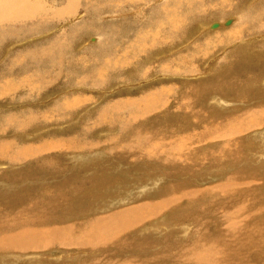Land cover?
I'll list each match as a JSON object with an SVG mask.
<instances>
[{"label":"rangeland","instance_id":"obj_1","mask_svg":"<svg viewBox=\"0 0 264 264\" xmlns=\"http://www.w3.org/2000/svg\"><path fill=\"white\" fill-rule=\"evenodd\" d=\"M35 1H38L43 7V9L40 11H43V14L45 15H40L41 18L40 16H37L33 18H27L23 21L16 22L15 24L8 25L6 27L0 26V112L3 115L2 119L5 116L9 115L16 116L19 117L18 120L21 121V123L29 124V126L27 125L28 127L24 126L25 128H22L21 126V129L20 126L17 125L14 127L12 126V128H10L11 126H7L4 134L0 135V141L10 143L13 140L11 143L17 144H15L14 148H11L13 151L18 148L24 150L25 147L30 146L35 148V152L38 147V152H41L42 150V152H44L45 150L49 151L53 148L52 150H57L60 153H63L64 157H67L68 155L67 148L70 147L72 143L70 139H74L75 136H80L83 133L88 132V140L96 138L103 145L100 149L96 151V153L93 152L94 155L90 151H86L85 153H83L86 156L84 157L85 159L81 157L71 158L68 156L69 160L67 158L66 163L68 166H70L69 168L71 169V173L69 172L68 174L76 176L79 175L78 181H80V183H77L76 181H70V183L72 182L71 185L74 188H71V185L66 186L67 188L69 187L68 189L71 192H73L76 187L83 184L84 191L80 192L81 199L79 200H75L69 203V201L65 197L64 202L56 203L60 205L58 207H60L61 209L57 207L52 208L48 223L44 226L45 228L46 226L47 228H49L50 226V228L52 229L64 228L67 231H69V229H74L72 231L73 234L71 235H73L74 239H82L84 245L80 246L70 243L61 244L60 242H56L55 240L53 242L57 243V245L54 246V244L51 243L43 250V252H35V250L32 251L23 248L15 249L14 247H12V249H2L0 250V264H106L108 258H111L112 260L113 258L122 260L129 258L128 260L135 259L134 261H138L144 264H175V260L167 258V256L170 255L172 252L170 248H167L169 247V242L173 244L172 246L175 249L178 248L177 246H179V244H187L188 241H190L192 239V236L194 235L195 226L193 225L194 222L187 221L186 219H192L194 215L200 213V207L196 205L198 203V198H194L192 194L187 195V193H185L187 196H190V199H187V196L184 194L179 203H175L174 198L172 199L171 197L169 200L172 201V204L169 207H165L166 209L163 208V211L161 209L155 210L154 216H151V218L149 217V219L147 218L148 220L146 219V222L141 223L140 225L137 224L135 226V229H124L122 230V232L120 231L121 233L112 236V243L110 245L104 237L80 238V236L83 235L81 231L84 227L86 228L88 224L91 229L94 224L93 222L96 219L108 218L114 215L116 212L129 210L132 207L141 204L142 202H148L153 204L162 202L169 195V192H167L166 190V187H168L169 184H173L174 187L178 186L179 183H182V186L185 190H198L196 192L206 198L202 199V201L199 202L210 203V200H212L213 197H218L220 199L227 200V198L225 197L227 195L225 194L226 188L223 184H226L230 176L229 174L234 173L239 168L245 166L246 178L251 177L257 181L256 184L258 188L255 187L253 191L259 196V198L262 197V200H260L258 203V209L260 208V205H264V135H262L264 133V123L258 121V123H261L259 124V126H261L262 128L252 126L251 130H246L240 133L242 135H237L233 137V139L238 138V141L230 145L233 148L243 150L241 151L243 153V163H236L237 165H234V167H232L222 165L223 153H221V148L220 146H216L219 145L217 142L212 141L216 138L220 139L218 138L217 132L213 128H210L208 126L209 124H203V122L199 119L195 120L193 118V115L191 116V114H182L181 110L179 109V103H181L180 101H182L181 98L183 97V95H185L189 90L192 92V89L197 87V89H201L198 95H205L204 97H199L198 99H196L198 101L194 106L195 109L200 111L201 116L213 120L218 118L225 119L228 117L244 115L246 116L245 118L248 120L249 123H252L254 120H256V118L264 119V108H259L260 106L264 107V74H259L263 75V80L261 81L262 83H260L259 78L250 82L244 81L242 77V80L244 82L241 85H238L239 87L236 91L235 89L230 88L231 80L226 79L224 74V71L226 70V63H234L235 60L230 59V57H233L234 54L236 55L237 53V55H239V57L237 58H240L241 56L242 60H247L248 62H250L249 72H252L258 76V70H254L258 69V56H263L264 58V48L262 47V45H264V14L262 12V10L264 11V0H198L193 7L191 6L193 12L186 11L181 6H177V1L179 0H174V3L173 0H137L134 1V4L137 7H135L134 9H132L133 7H127L128 11L127 8H125L126 10L120 9L115 5L111 8L103 6L102 8L96 7V9H94L92 8L90 0H80V9H78V12L74 16H67V20L63 21L58 20L57 17H54L52 14L53 12L58 15L59 12L61 14L60 9H64L68 5L67 1L69 2V0ZM92 1L95 3V6L99 4V0ZM181 1L187 2L188 0ZM192 1L189 0L188 2L193 4ZM30 3L32 4V1ZM79 3H77V5ZM145 4L148 6H146ZM164 5L166 6L164 7ZM127 6H131V4H128ZM195 6L198 8H196ZM164 9L166 11H164ZM174 9L176 11L178 10L180 13L178 11L176 12ZM222 9H224V14L219 13ZM120 10H124V13ZM160 11L164 12L162 13ZM184 11L190 12L189 15L188 13L186 14V12L184 13ZM167 18L171 20H168ZM188 18H192V20H189ZM260 18H262L263 21ZM242 23L244 24L245 29L239 28L240 25H243ZM214 24H217V26H214ZM172 26L175 28H173ZM236 27L239 29H237ZM5 29L7 30V32ZM139 30L141 31V33ZM241 30H243V33L241 32L240 35ZM169 31L171 32L170 37H173V39H177L175 41L171 40L165 42L166 36L169 35ZM3 36L5 39H3ZM152 38H154L155 41ZM161 39L165 42L166 45H164ZM109 40L113 42L114 46H118H116L117 50L115 54L118 58L112 60L109 65L97 63L98 66L97 64H95L97 66V68H95L96 66L94 65V63L96 61L93 57L85 55V53L90 49L97 47L100 44L102 45L104 42ZM62 41L67 44L65 51L67 59H76L72 60L74 63L76 62L77 64H73V68H70L71 70L68 69L69 72L72 74L71 76L66 74H60L58 76V73L65 72L60 68L61 65H59L58 68L60 69H58L55 75L54 73H52V64L50 62L45 63L47 65L42 67H38L36 66V64H33L35 57L29 54L31 53V51L34 50L37 52L46 48L50 49L53 46L58 47L59 43H61ZM202 41H204L203 43L205 45L202 43ZM133 42L137 44L136 49H140L137 50L138 52L136 54L135 59L132 55H130L129 50L131 47L130 45ZM151 43L153 44V46H150ZM157 43H159L160 45L158 44V46H156L155 44ZM198 43L199 45L201 44V48L199 47ZM127 45L128 50H126ZM159 46H162L161 50L163 52L158 50ZM166 46H168V48L170 49H168ZM31 47L33 48L32 50ZM151 47L152 51L148 54L145 53V50L147 49L148 52L150 51ZM177 50H179V52ZM204 50L207 51L204 53ZM164 52L165 54H163ZM82 53L84 54V56H82ZM139 54L142 57H139ZM254 54L256 55L255 57ZM182 55L186 56L182 57ZM250 55L253 56L250 57ZM194 56L197 58H195ZM32 58L33 60L31 63ZM57 58L59 59V57ZM82 58L84 60H82L81 62ZM85 58L87 60L83 63V61H85ZM169 58H171V60H169ZM263 58L261 57L260 61L262 60L264 62ZM43 59L44 58L42 57V55L40 56V54L39 57L36 56L35 58V60H39V63H42ZM192 59L195 61L194 66H191L193 65ZM200 59H202V61ZM77 60H80L79 62L81 63H78ZM136 60L138 61L136 62ZM166 61L168 63H166ZM28 62L31 63V68L23 67L25 64H28ZM113 63L116 65H114ZM164 63L166 66H163ZM256 63L257 65H255ZM154 64H156V66L157 64H161L162 67H164L165 69L163 68L161 70L160 68V70H158ZM131 65L133 66L131 67ZM188 66L195 67L196 70L199 69V71L197 70L198 72L190 74L191 72H185L182 70V68ZM99 67H101L102 69ZM23 68H27L28 71L25 73ZM94 69L99 70V72L101 71L100 73L96 71L97 73H99V76L98 74L96 76H98L97 78L99 79V81H106L105 84H93L91 82L92 80L90 79H87L86 82L83 80L85 83L82 82V79L88 74H90V72H93ZM153 70L155 71V73ZM108 71L112 72L110 73ZM86 73L87 75H85ZM102 74L103 76H101ZM143 74L147 75V78H144ZM17 76L22 77H20L19 79L15 78ZM55 77L57 79H55ZM172 77L173 79H171ZM139 78L141 79L140 82ZM76 80L81 81L80 83H77ZM135 80L137 81V83ZM127 81L129 82V84ZM22 82H25L23 84L24 86L22 85ZM133 83H136L137 85ZM127 84L129 86H126ZM95 87H97V89ZM117 91L119 94L117 93ZM155 93H159V96L154 97L153 95ZM79 95H82L80 99ZM90 95L92 97H90ZM66 96H69L70 98ZM74 96L78 97L79 102H77L79 103V105L76 102L77 98H75ZM235 96L238 98H236ZM246 96L247 98L245 99ZM261 96H263L262 100ZM153 97L154 99H158L159 97V99L153 101ZM249 97L251 98V100ZM74 98L76 99L75 101L73 100ZM83 98L86 100V104H84L85 100ZM92 98H94L96 101ZM119 98L121 99V101ZM139 98H142V101L137 104L138 106L136 104H133L134 108L142 107L139 109V112L138 109L133 110V108L131 107L126 108L124 106H121L122 103L129 102V100L132 99L137 100ZM67 99H70L71 101ZM82 99L84 100V102ZM92 100H94L93 102L96 103H93ZM148 100H150V102L152 101L151 103L156 102L155 104L158 103L157 101H161L159 103H161L163 106L158 107L159 109L157 110L155 108V110H153V107H149L151 109L146 108V110L145 103ZM88 102H90L89 105ZM114 103H116L115 105L116 109H118V112L103 111L106 106L113 105ZM63 104H65L64 107L66 110H62ZM74 106L76 108H74ZM98 108H101L102 110ZM55 109H57L59 112H57V110ZM255 109L258 110V112L251 114V111ZM122 110L123 112H120ZM129 110L132 111L129 112ZM145 110L148 111L146 114ZM212 110L214 111V114ZM27 112L32 113H30L31 115H27ZM102 112L104 113L102 115L103 118H98V114ZM40 114H42V116H40ZM36 115H38V117H41V120L38 121L40 123L32 124L28 120H25L26 116L30 118L35 117ZM138 115L140 116V119H138L134 122V124H132V116ZM66 116H73V118H70V120L67 119ZM82 117L83 119H80ZM93 117H96L97 119ZM35 118H37V116ZM121 118L123 120H121ZM89 120L92 121V124ZM127 124L130 125L128 126ZM91 126H93V128ZM15 127L17 128V130L14 131V129H16ZM124 127H126V129ZM19 129L22 130V132ZM138 131L146 133L150 135V137H152L151 141H149L150 146L156 148L157 150L159 149L173 157H180V159L178 160V162L180 163L178 164L182 167L185 166V174H179L181 176L179 180V175L175 176V173L171 171H160V169H157V171L153 173L152 168L147 170L146 165L148 166L149 163L146 162V160H144V167L148 171L147 173L141 172L139 170L137 172L134 171L140 168V159H135L134 157H130L128 155L126 156L122 153H119L122 155V158H115V155L112 154L115 143L112 142L115 140L118 142V140H120L119 143H125L128 141V138H133L134 133ZM78 133L80 135H78ZM160 133L161 135H159ZM102 135L104 137H102ZM203 135H205V138ZM113 138L115 140H113ZM251 139L255 141V144L259 142L258 145H262V148L260 146L256 147L257 144L252 145L254 142ZM65 140H68V143H66ZM60 141L61 143L62 141H65V143L63 142V144H61ZM171 141L175 143L169 147L164 146L165 144H168L167 142ZM157 142H161L162 144L160 143V145ZM202 142L204 144H202ZM238 142L241 144H238ZM41 143L45 145L47 144V146ZM39 144L41 147L39 146ZM74 145H78L80 148L84 147L85 149H88V147L84 145L83 137L77 139L74 142ZM163 148L165 149L163 150ZM213 148L216 150L215 152ZM247 148H250V150ZM6 150H8V147L6 148ZM258 150L261 151L258 152ZM210 151L213 155L210 153ZM55 153L56 152H53L50 156L55 155ZM81 154V152L75 153L76 156H81ZM257 155H260V157H258ZM204 156L207 158H205ZM46 157L47 154L45 153H36L35 156L29 158L28 160L21 161L23 163H17V167L15 166L14 162H12V160L8 161V159H6L7 164L4 162L3 159L0 160V212H6L7 210H9V207L20 206L23 204V201H33L35 199H38L39 197H44L45 194L48 193L54 194V190L51 186L54 187L56 192L57 184L64 183L63 174L55 172L54 169H52L54 171V175L48 174V176L46 177L44 174H41L44 178L37 177L36 174H32L29 177H27V174H24L22 176V179L19 177H12L13 172L10 170L11 164L12 166L16 167L18 171H25L28 169V167L34 168L37 165L39 168V165H41L42 163L41 160ZM213 157L214 159H212ZM53 158H55V156H53ZM259 158L260 163L258 161ZM181 159L185 160L182 161ZM217 162L219 163V165ZM70 163L73 165L71 166ZM152 164L156 166L154 162ZM83 168L87 172L81 174ZM14 179L16 180V182ZM153 180L157 181L154 182ZM139 183H141V187L139 186ZM136 184L138 186H136ZM199 184H202L203 186H200ZM1 185L3 186V188ZM236 185L239 184L233 182L229 183L228 187L233 189L236 187ZM216 187H221L223 194L216 193L214 195L209 196L202 195V192L204 190H208L210 188L214 189ZM201 188H203L204 190ZM258 190L260 191V193ZM115 196H117L118 198ZM214 202L218 201L215 200ZM115 203L117 204V207ZM188 205L190 207V211ZM213 208V206H208V209L210 211ZM253 209L250 210L249 208L250 213H247L251 221L252 214L257 213V207L255 210ZM261 215L263 216L264 214L261 213ZM185 216H187V218ZM257 217L259 218L260 215L256 216L255 218ZM204 218L208 219L209 222H211V219L215 218V216L211 214L204 216ZM214 223L215 222L209 223L211 225V228H214L218 225L220 228H222L221 222H218L215 226H213ZM83 224L85 225L84 227H82ZM78 229L80 230V232ZM113 229L114 233H116L115 227H113ZM181 229L183 231H181ZM13 231L15 234H19V230L17 228H15ZM220 234L221 233H219V235ZM117 239H119V241L124 244L129 250H115V241H117ZM177 239L179 241L178 243H176ZM102 245L104 247H102ZM104 249L110 251V254L105 255L103 253L105 252ZM258 252H262V250L258 249Z\"/></svg>","mask_w":264,"mask_h":264},{"label":"bare ground","instance_id":"obj_2","mask_svg":"<svg viewBox=\"0 0 264 264\" xmlns=\"http://www.w3.org/2000/svg\"><path fill=\"white\" fill-rule=\"evenodd\" d=\"M32 1V4L30 3ZM91 1V5H92V8L96 9L97 8H102L103 6L107 7V8H111L112 6H117L118 8L120 9H125L127 7H133L132 9H134L135 7H137L135 4H134V1H137V0H99V4L95 6V3ZM140 1V0H139ZM186 1V0H185ZM189 1V0H188ZM183 2L181 0L177 1L178 2V5L177 6H181L184 10L186 11H192L193 12V9L192 7L197 3L198 0L196 1H192L193 4L189 3V2ZM259 1V0H258ZM44 2V1H43ZM80 0H69V2L67 1L68 5L64 8V9H60L61 11V14L59 12V15L58 14H55L53 12V16L54 17H57L58 20H67V16H74L77 12H78V9H80ZM77 3H79L77 5ZM142 3V2H141ZM145 3V2H144ZM173 3H174V0H173ZM251 3V2H250ZM128 4H131V6H127ZM204 4V3H203ZM86 5V4H85ZM142 5V4H141ZM146 5V4H145ZM171 5V4H170ZM140 6V5H139ZM143 6V5H142ZM148 6V5H146ZM166 5H164L165 7ZM176 6V7H177ZM192 6V7H191ZM175 7V6H173ZM191 7V8H190ZM196 7V6H195ZM207 7V6H206ZM264 7V6H263ZM82 8V7H81ZM84 8V7H83ZM140 8V7H139ZM161 8V7H159ZM178 8V7H177ZM198 8V7H196ZM205 8V7H204ZM43 7L42 5L38 2V1H35V0H1L0 1V26H8V25H13L15 24L16 22H20V21H23L27 18H33V17H37V16H40V15H45L43 14V11H40L42 10ZM93 9V10H94ZM141 9V8H140ZM144 9V8H143ZM142 9V10H143ZM167 9V8H166ZM173 9V8H172ZM192 9V10H191ZM202 9V8H201ZM45 10V9H44ZM126 10V9H125ZM131 10V9H130ZM141 10V11H142ZM145 10V9H144ZM143 10V11H144ZM162 10V9H161ZM175 10V9H174ZM39 11V12H38ZM120 11H123L124 13V10H120ZM127 11H128V8H127ZM140 11V10H139ZM157 11V10H156ZM164 11H166L164 9ZM163 11V12H164ZM176 11V10H175ZM178 11V10H177ZM176 11V12H177ZM183 11V10H182ZM181 11V12H182ZM184 11V13L186 12ZM158 12V11H157ZM162 12V11H160ZM162 12V13H163ZM179 12V11H178ZM263 14H264V11L262 10ZM112 13V12H111ZM117 13V12H115ZM156 13V12H155ZM175 13V12H174ZM180 13V12H179ZM190 12H186V14ZM219 13L221 14H224V9H222ZM92 14V13H91ZM94 14V13H93ZM100 14V12H99ZM176 14V13H175ZM174 14V15H175ZM178 14V13H177ZM183 14V13H182ZM192 14V13H191ZM197 14V13H196ZM103 15V14H102ZM106 15V14H105ZM144 15V14H143ZM152 15V14H151ZM199 15V14H198ZM187 16V15H186ZM185 16V17H186ZM255 16V14H254ZM253 16V17H254ZM258 17V16H257ZM41 18V16H40ZM39 18V19H40ZM110 18V17H109ZM112 18V17H111ZM156 18V17H155ZM184 18V17H183ZM182 18V19H183ZM197 18V17H196ZM91 19V18H90ZM158 19V18H157ZM168 19V18H167ZM185 19V18H184ZM189 19V18H188ZM253 19V18H251ZM255 19V18H254ZM262 20V18H260ZM152 20V18H151ZM168 20H171V19H168ZM167 20V21H168ZM187 20V19H186ZM189 20H192L189 19ZM247 20V19H246ZM150 21V20H149ZM155 21V20H154ZM263 21V20H262ZM42 22V21H41ZM70 22V21H69ZM89 22V21H88ZM156 22V21H155ZM162 22V20H161ZM185 22V21H184ZM204 22V20H203ZM201 22V23H203ZM207 22V21H206ZM130 23V22H129ZM154 23V22H153ZM152 23V25H153ZM159 23V22H158ZM171 23V22H170ZM169 23V24H170ZM176 23V22H175ZM251 23V22H250ZM123 24V23H122ZM160 24V23H159ZM163 24V23H162ZM184 24V23H183ZM191 24V22H190ZM205 24V23H204ZM210 24V23H209ZM243 24V23H242ZM262 24V23H261ZM97 25V24H96ZM167 25H168V22H167ZM175 25V24H174ZM207 25V24H206ZM251 25V24H249ZM128 26V25H127ZM136 26V25H135ZM189 26V24H188ZM204 26V25H203ZM124 27V26H123ZM143 27V26H142ZM150 27V26H149ZM157 27V26H156ZM173 27V26H172ZM202 27V26H201ZM205 27V26H204ZM252 27V26H251ZM89 28V27H88ZM175 28V27H173ZM237 28V27H236ZM240 29H245V26L244 24L243 25H240L239 26ZM237 28V29H239ZM74 29V28H73ZM84 29V28H82ZM6 30V29H5ZM111 30V29H110ZM141 30V29H140ZM139 30V31H140ZM179 30V29H178ZM184 30V29H183ZM73 31V30H72ZM82 31V30H80ZM79 31V32H80ZM88 31V30H87ZM92 31V30H91ZM7 32V30H6ZM77 32V31H76ZM112 32V31H111ZM174 32V31H173ZM176 32V31H175ZM178 32V31H177ZM182 32V31H181ZM241 32L243 33V30L240 31V35H241ZM9 33V32H8ZM81 33V32H80ZM127 33V32H126ZM141 33V31H140ZM148 33V32H147ZM170 31H169V35L166 36V41L165 42H168V41H175L177 38L173 39V37H170ZM229 33V32H228ZM238 33V32H237ZM149 34V33H148ZM156 34V33H155ZM181 34V33H180ZM5 35V34H4ZM8 35V34H7ZM88 35V34H87ZM225 35V33H224ZM6 36V35H5ZM111 36V35H110ZM205 36V35H204ZM217 36V35H216ZM220 36V35H219ZM63 37V36H62ZM74 37V36H73ZM108 37V36H107ZM126 37V36H125ZM165 37V36H164ZM211 37V36H210ZM106 38V37H104ZM131 38V37H130ZM3 39L4 36H3ZM110 39V38H109ZM147 39V38H146ZM154 39V38H152ZM164 39V38H163ZM256 39V38H255ZM74 40V39H73ZM157 40V39H156ZM218 40V39H217ZM5 41V40H4ZM70 41V40H69ZM130 41V40H129ZM147 41V40H146ZM155 41V39H154ZM158 41V40H157ZM156 41V42H157ZM162 41V39H161ZM214 41V40H213ZM216 41V40H215ZM73 42V41H72ZM165 44L164 41H162ZM200 42V41H199ZM204 41H202L203 43ZM3 43V42H2ZM6 43V42H5ZM56 43V42H55ZM75 43V42H74ZM73 43V44H74ZM84 43V42H83ZM127 43V42H125ZM173 43V42H172ZM189 43V41H188ZM71 44V43H70ZM117 44V43H116ZM115 44V45H116ZM159 43L155 44L156 46H158ZM179 44V43H178ZM204 44V43H203ZM3 45V44H2ZM58 45V44H57ZM67 44L64 43V41H62L61 43H59V46L58 47H51L50 49H43V50H40V51H31V54L32 56H34L36 58V56L39 57V54L40 56L42 55V57L44 58L42 63L40 62L39 63V60H35L34 58V62L33 64H36V66H45L47 64L45 63H51L52 64V73H54L56 75L58 69H62L63 71H65L64 73H58V76L60 74H66V75H69L71 76L72 74L69 72L68 69H72L73 68V64H75L73 62V60H76L74 58L70 59L68 58L67 59V56L65 54V51H66V46ZM84 45V44H83ZM136 43L133 42L130 46V55L133 56V58L135 59L136 58V54H137V50L139 49H136ZM153 46V44L151 43L150 46ZM160 45V44H159ZM163 45V46H164ZM199 45V43H198ZM205 45V44H204ZM247 45V44H245ZM73 46V45H72ZM117 46V45H116ZM114 46L113 42H111V40L109 41H106L104 42L102 45L100 44L99 46L97 47H94L92 49H90L89 51H87L85 53V55L87 56H91L94 58V60L96 61L94 63L97 64H105V65H109L110 62H112V60L118 58L115 54H116V50H117V47ZM149 46V45H148ZM149 46V47H150ZM179 46V45H177ZM201 46V44L199 45V47ZM203 46V45H202ZM2 47V46H1ZM81 47V46H80ZM83 47V46H82ZM116 47V48H115ZM155 47V46H154ZM168 48V46H166ZM198 47V46H197ZM198 47V48H199ZM262 47L264 48V45H262ZM145 48V47H144ZM147 48V47H146ZM162 46H159L158 50H160L161 52H163L161 50ZM201 48V47H200ZM33 48L31 47V50ZM152 47L150 48V51L147 52V49L145 50L146 52L145 53H150L152 50ZM170 49V48H168ZM30 50V49H28ZM36 50V49H35ZM69 50V49H67ZM128 50V45H127V49ZM140 50V49H139ZM180 50V49H179ZM179 50H177L179 52ZM240 50V49H239ZM2 51V50H1ZM165 51V50H164ZM168 51V50H167ZM207 51V50H206ZM204 50V53L206 52ZM8 52V51H7ZM10 52V51H9ZM166 52V51H165ZM165 52L163 54H165ZM192 52V51H191ZM128 53V52H127ZM140 53V52H139ZM175 53V52H174ZM197 53V52H196ZM201 53V52H200ZM24 54V53H23ZM83 54V53H82ZM80 54V55H82ZM141 54V53H140ZM139 54V55H140ZM160 54V53H159ZM162 54V55H163ZM191 54V53H190ZM239 54V53H238ZM30 55V56H31ZM122 55V54H121ZM126 55V54H124ZM129 55V56H130ZM146 55V54H145ZM152 55V54H151ZM157 55H158V52H157ZM198 55V54H197ZM241 55V54H240ZM84 56V54L82 55ZM116 56V57H115ZM128 56V54H127ZM148 56V55H147ZM146 56V57H147ZM171 56V55H169ZM186 56V55H184ZM182 55V57H184ZM246 56V55H245ZM253 56V55H250V57ZM256 55L254 54V57ZM2 57V56H1ZM59 57V59L57 58ZM63 59H62V58ZM121 57V56H120ZM139 57H142L141 55ZM138 57V58H139ZM195 57V56H194ZM239 57V55H236L234 54L233 57H230V59H233L235 60L234 63H226V70L224 71V74H225V77L226 79H230L231 80V86L230 88H233L236 90H238V85H241L244 81H253L257 78H259L260 80V83H262L261 81L263 80V75H259V74H264V62L260 59L261 57L263 58V56H258V69H254V70H258V76L255 75L254 73L252 72H249V69H250V62H248L247 60H242L241 56L240 58H237ZM27 58V56H26ZM81 58V57H80ZM79 58V59H80ZM84 58V57H83ZM81 59V62L82 60L84 59ZM123 58V57H122ZM126 58V57H124ZM150 58V56H149ZM148 58V59H149ZM154 58V57H153ZM178 58V56H177ZM197 58V57H195ZM244 58V57H243ZM65 59V61H64ZM141 59V58H140ZM143 59V58H142ZM24 60V59H23ZM32 60L33 58L31 59V63H32ZM45 60V61H44ZM86 58H85V61L86 62ZM139 60V59H138ZM136 60V62L138 61ZM169 60H171V58H169ZM172 60H175V59H172ZM190 60V59H189ZM202 61V59H200ZM256 60V59H255ZM264 60V58H263ZM41 61V60H40ZM80 61V60H79ZM77 60L78 63H81ZM130 61V60H128ZM135 61V60H134ZM157 61V60H156ZM193 61V65L191 66H194V60L192 59ZM92 62V61H91ZM135 62V63H136ZM165 62V61H163ZM170 62V61H169ZM190 62V61H189ZM257 62V61H255ZM26 63V62H25ZM31 63L28 62V64H25L23 67H30L31 68ZM88 63V62H87ZM124 63V62H123ZM130 63V62H129ZM128 63V65H129ZM157 63V62H156ZM166 63H168L166 61ZM77 64V63H76ZM114 64V63H113ZM171 64V63H170ZM190 64V63H189ZM192 64V63H191ZM60 66V68H58ZM116 65V64H114ZM134 65V63H133ZM131 65V67L133 66ZM156 66V64H154ZM257 65V63L255 64ZM96 66V65H95ZM98 66V64H97ZM97 66L95 68H97ZM101 66V65H100ZM112 66V65H111ZM163 66H166L165 63L163 64ZM187 66V65H186ZM34 67V66H33ZM75 67V66H74ZM110 67V66H109ZM197 67V66H196ZM255 67V66H253ZM101 68V67H99ZM128 68V67H127ZM139 68V67H138ZM156 68L158 70H161L164 68L162 67V65H158L156 66ZM25 73L28 71L27 68H23ZM70 69V70H71ZM102 69V68H101ZM110 69V68H109ZM115 69V67H114ZM140 69V68H139ZM154 69V68H153ZM165 69V68H164ZM83 70V69H82ZM112 70V69H111ZM183 71L185 72H191L190 74H193V73H196L199 71V69L196 70L195 67H185V68H182ZM96 71L99 72V70H96L94 69L93 72H90V74L87 75V73L83 79H82V82L85 83L87 79H90L92 80L91 82L93 84H98V85H102V84H105L106 81H99V79L97 78L99 76V73H97ZM105 71V69H104ZM113 71V70H112ZM111 71V72H112ZM133 71V70H132ZM154 71V70H153ZM14 72V71H13ZM110 72V71H108ZM110 72V73H111ZM157 72V71H156ZM164 72V71H163ZM153 73V72H152ZM155 73V71H154ZM165 73V72H164ZM53 74V75H54ZM98 74V76H96ZM115 74V72H114ZM148 74V73H147ZM188 74V75H190ZM107 75V74H106ZM11 76V74H10ZM9 76V77H10ZM51 76V75H50ZM103 76V74L101 75ZM100 76V77H101ZM125 76V75H124ZM147 75L143 74V77L144 78H147L146 77ZM158 76V75H157ZM164 76V75H163ZM176 76V75H175ZM22 76H17L15 78H20ZM166 77V76H165ZM171 77V76H170ZM242 77H243V80H242ZM53 78V77H51ZM108 78V76H107ZM112 78V77H111ZM156 78V77H155ZM158 78V77H157ZM169 78V77H168ZM177 78V77H176ZM175 78V79H176ZM186 78V77H185ZM23 79H27V78H23ZM29 79V78H28ZM55 79H57L55 77ZM140 79V78H139ZM151 79V78H150ZM173 79V77L171 78ZM180 79V78H179ZM184 79V78H183ZM189 79V78H188ZM191 79V78H190ZM75 80V79H74ZM85 82H84V81ZM157 80V79H156ZM192 80V79H191ZM24 81V80H23ZM26 81V80H25ZM77 83H80L79 80H76ZM134 81V80H133ZM136 81V80H135ZM141 81V79L139 80V82ZM143 81V80H142ZM150 81V80H149ZM158 81V80H157ZM219 81V80H218ZM74 82V81H73ZM120 82V81H119ZM125 82V81H124ZM123 82V83H124ZM128 82V81H127ZM144 82V81H143ZM258 82V81H257ZM25 83V82H24ZM22 82V85L24 84ZM27 83V82H26ZM90 83V81H89ZM132 83V82H131ZM137 83V81H136ZM136 83H133V84H136ZM149 83V82H147ZM211 83V82H210ZM72 84V83H70ZM125 84V83H124ZM129 84V82H128ZM126 85V86H129V85ZM139 84V83H138ZM253 84V83H252ZM65 85H68V84H65ZM64 85V86H65ZM84 85V84H83ZM121 85V84H120ZM137 85V84H136ZM221 85V84H220ZM230 85V84H229ZM24 86V85H23ZM29 86V85H28ZM53 86V85H52ZM82 86V85H81ZM95 86V85H94ZM106 86V85H105ZM123 86V85H122ZM199 86V84H198ZM245 86V84H244ZM70 87V86H69ZM84 87V86H83ZM86 87V86H85ZM90 87V86H89ZM88 87V88H89ZM136 87V86H135ZM201 87V86H200ZM206 87H207V84H206ZM214 87V86H213ZM223 87V86H222ZM236 87V88H235ZM87 88V87H86ZM97 89V87H95ZM119 88V87H118ZM129 88V87H127ZM205 88V87H204ZM94 89V88H93ZM122 89V88H121ZM124 89V87H123ZM217 89V88H216ZM52 90V89H51ZM50 90V91H51ZM142 90V89H141ZM201 90V89H200ZM199 89L196 88H193L192 89V92L189 90L185 95H183V97L181 98L182 101H180L181 103H179V109L181 110V113L184 114V115H189L191 114V116L193 115V118L195 120L199 119L203 122V124H209L208 126L210 128H213L217 134H218V138L220 139H213L212 141L213 142H217L219 145H216V146H220L221 148V153H223V157H222V165H226V166H232L234 167V165H237L239 163H243V153L241 151L243 150H239L238 148H233L231 147L230 144L232 143H235L236 141H238V138L237 139H233V137L237 136V135H242L240 133L246 131V130H251V127L252 126H256L257 128L258 127H261L259 126V124L261 123H258V121H261L262 123H264V119H258L256 118V120H254L252 123L248 122V120L245 118L246 116L244 115H239V116H235V117H228V118H225V119H221V118H218V119H213L211 120L210 118H207V117H204V116H201L200 115V111L195 109L194 106L196 105V102L198 100L199 97H204L205 95H198L199 92H200ZM209 90V89H208ZM220 90V89H219ZM232 90V89H231ZM127 91V90H126ZM217 91V90H216ZM247 91V89H246ZM250 91V90H249ZM18 92V91H17ZM213 92V91H212ZM15 93V92H14ZM118 93V91H117ZM209 93V92H208ZM258 93V92H257ZM32 94V93H30ZM119 94V93H118ZM244 94V93H243ZM242 94V95H243ZM250 94V93H248ZM233 95V94H232ZM73 96V95H72ZM82 95H79V99L81 98ZM105 96V95H104ZM127 96V95H126ZM154 97L156 96H159V93H155L153 95ZM237 96V95H236ZM235 96V97H236ZM257 96V95H256ZM259 96V95H258ZM10 97V96H8ZM68 98H70L69 96H66ZM75 98H77V100L74 98L73 100L76 102L78 101V97L77 96H74ZM89 97V96H88ZM90 97H92L90 95ZM89 97V98H90ZM140 97V95H139ZM153 97V99H154ZM262 97V98H261ZM261 100L263 99V96H261ZM15 98V97H14ZM31 98V97H30ZM73 98V97H71ZM133 98V97H132ZM138 98V97H137ZM151 98V97H150ZM229 98V97H228ZM238 98V97H236ZM247 98V96L245 97V99ZM250 98V97H249ZM253 98V97H252ZM255 98V97H254ZM13 99V98H12ZM84 99V98H83ZM82 99V100H83ZM94 99V98H92ZM120 99V98H119ZM129 99V98H128ZM152 99V100H153ZM159 99V97H158ZM158 99H154L153 101L155 100H158ZM207 99V98H206ZM214 99V98H213ZM259 99V98H258ZM257 99V101H258ZM22 100V99H21ZM24 100H27V99H24ZM30 100V99H29ZM69 101H71L70 99H67ZM81 100V102H82ZM85 100V99H84ZM83 100V102H84ZM95 100V99H94ZM92 100V102L94 101ZM104 100V99H102ZM151 100V99H150ZM150 100H148L146 103H145V109L146 108H149V107H153V110H157L159 109L158 107L160 106H163L161 103V101H157L158 103L155 104V103H151ZM217 100V98H216ZM251 100V98H250ZM256 100V99H255ZM254 100V101H255ZM260 100V99H259ZM91 101V100H90ZM96 101V100H95ZM119 101V100H118ZM121 101V99H120ZM140 101H142V98H139L137 100L135 99H132V100H129V102H125V103H122L121 106H124L126 108H133V110L135 109H138V112H139V109L142 108V107H133V104H138L140 103ZM67 102V101H66ZM73 102V101H72ZM79 102V101H78ZM77 102V103H78ZM81 102H80V105H81ZM82 102V104H83ZM19 103V102H18ZM75 103V104H77ZM90 102H88V105H89ZM93 103H96V102H93ZM121 103V102H120ZM223 103V101H222ZM13 104V103H12ZM74 104V105H75ZM86 104V100H85V103ZM116 103H114L113 105H108L106 106L103 111L104 112H108V111H113V112H116L118 109H116ZM225 104V103H224ZM248 104V103H247ZM253 104V103H252ZM256 104V103H255ZM3 105V104H2ZM79 105V103H78ZM77 105V106H78ZM98 105V104H97ZM100 105V104H99ZM65 104H63V108L62 110H66L65 109ZM76 106V105H75ZM74 106V108H76ZM83 106V105H82ZM138 106V105H137ZM255 106V105H254ZM193 107V109H192ZM247 107V106H246ZM249 107V106H248ZM253 107V106H252ZM120 108V107H119ZM130 108V109H131ZM155 108V109H154ZM162 108V107H161ZM160 108V109H161ZM222 108V107H220ZM219 108V110H220ZM251 108V107H250ZM255 108V107H254ZM259 108H264V107H259ZM73 109V108H72ZM82 109V108H81ZM98 109H101V108H98ZM121 109V108H120ZM119 109V110H120ZM151 109V108H149ZM148 109V110H149ZM248 109V108H247ZM57 110V109H55ZM54 110V111H55ZM61 110V111H62ZM102 110V109H101ZM147 110V109H146ZM145 110V111H146ZM241 110V109H240ZM1 111V110H0ZM70 111V110H69ZM99 111V110H98ZM132 111V110H131ZM129 110V112H131ZM177 111V110H176ZM213 111V110H212ZM36 112V111H35ZM39 112V111H38ZM57 112H59L57 110ZM56 112V113H57ZM65 112V111H63ZM62 112V113H63ZM71 112V111H70ZM68 112V113H70ZM95 112V111H94ZM118 112V111H117ZM120 112H123L120 111ZM128 112V113H129ZM148 111L145 112V114L147 113ZM207 112V111H206ZM258 112V110H252L251 111V114H254ZM6 113V112H5ZM32 113V112H30ZM29 112H27V115L30 114ZM61 113V114H62ZM67 113V112H66ZM98 113V112H97ZM112 113V112H111ZM150 113V112H149ZM202 113V112H201ZM60 114V113H59ZM79 114V113H78ZM76 114V115H78ZM85 114V113H84ZM93 114V113H92ZM104 113H99L98 114V118L99 117H102ZM109 114V113H108ZM106 114V115H108ZM213 114H214V111H213ZM244 114V113H243ZM31 115V114H30ZM67 115V114H66ZM70 115V114H69ZM113 115V114H112ZM111 115V116H112ZM123 115V114H122ZM134 115V114H132ZM2 114L0 112V135L4 134L5 130H6V127L8 126H11L10 128H12V126H20V129H21V126L22 128L24 126L28 127L29 124H25V123H21V121H19V117H16V116H5L3 119H2ZM37 116V118H35ZM35 117H30L28 118L26 116V119L25 120H28L30 123L32 124H35V123H40L38 122L39 120H41V117H38V115H36ZM40 116H42V114H40ZM64 116V115H63ZM68 116V115H67ZM66 116V117H67ZM116 116V115H115ZM144 116V115H142ZM164 116V115H163ZM253 116V115H252ZM64 117V118H66ZM109 117V116H108ZM171 117V116H170ZM28 118V119H27ZM72 119L73 116H70V117H67V119ZM93 118H96V117H93ZM103 118V117H102ZM131 118V117H130ZM143 118V117H142ZM192 118V117H191ZM250 118V117H249ZM70 119V120H71ZM80 119H83L80 118ZM92 119V117H91ZM97 119V118H96ZM138 119H140V116H132V124H134L135 121H137ZM64 120V119H63ZM121 120H123L121 118ZM91 121V120H89ZM97 121V120H96ZM112 121V120H111ZM113 122V121H112ZM128 122V121H127ZM191 122V121H190ZM98 123H99V120H98ZM69 124V123H68ZM91 124H92V121H91ZM90 124V125H91ZM108 124V123H107ZM28 125V126H27ZM70 125V124H69ZM88 125V126H90ZM128 125V124H127ZM130 125V124H129ZM128 125V126H129ZM65 126V125H63ZM83 126V125H82ZM97 126V125H96ZM95 126V127H96ZM58 127V126H57ZM61 127V126H60ZM93 128V126H91ZM131 127V126H130ZM16 128V127H15ZM25 128V127H24ZM100 128V127H98ZM97 128V129H98ZM102 128V127H101ZM121 128V127H120ZM126 129V127H124ZM123 128V129H124ZM256 128V129H257ZM262 128V127H261ZM19 129V130H20ZM27 129V128H26ZM25 129V130H26ZM122 129V130H123ZM151 129V128H150ZM208 129V128H207ZM255 129V128H254ZM17 130L14 129V131ZM24 130V131H25ZM95 130V128H94ZM12 131V132H14ZM22 132V130H20ZM18 131V132H20ZM23 131V132H24ZM91 131V130H90ZM140 131V130H139ZM136 132L134 133V137L129 139L128 138V141L125 142V143H119L120 140H118V142L113 138V141L112 143H115V146H114V149L112 151V154L115 155V158H120L122 155L119 154V153H122L124 155H128L130 157H134L135 159H140L139 162H141L139 165L140 168L134 170L135 172H137L138 170L141 171V172H148L147 170H149L150 168L153 169V173H155L157 171V169H160V171H171L173 173H175V176L176 175H179V174H185V169L184 167L185 166H181L179 165L178 163V160L180 159L179 158H176V157H173L161 150H157L156 148L152 147L149 145V141H151V138L150 135L146 134V133H143V132ZM148 131V130H147ZM156 131V130H154ZM161 131V130H160ZM255 131V130H254ZM17 132V131H16ZM83 132V131H82ZM121 132V130H120ZM123 132V131H122ZM135 132V131H134ZM151 132V131H150ZM202 132V130H201ZM200 132V133H201ZM259 132V131H258ZM88 133V132H87ZM87 133H83L82 135H80L78 133V135L80 136H75L74 139H70V141L72 142H69L71 143L70 147H66L67 148V151H68V155L67 157H64V154L63 153H60L59 151L57 150H49V151H44L42 152H38V149L39 147L36 149V152H35V148L34 147H25L24 150H21V149H16L15 151H13L11 148H14L15 144L16 143H6V142H1L0 141V160L3 159L4 162L7 164V161L6 159H8V161H11L14 162L15 166L18 165L17 163L21 162V161H24V160H28L29 158L33 157L36 155V153H45L47 154V157L42 159V163L41 165H39L40 167L38 168V165L35 166L34 168H29L25 171H18L17 170V166L14 167L12 166L11 164V171L13 172L12 174V177H19L22 179V176L24 174H27V177H29L30 175L32 174H36L37 177H41V178H44L41 174H44L46 177L49 175H54V171L52 169L55 170V172L59 173V174H63L64 176V183H58L57 184V189H56V192H55V189L53 186L52 189L54 190V194H45L44 197H39L38 199H35L33 201H23V204L20 205V206H13V207H9V210H7L6 212H0V250L2 249H12V247H14L15 249H18V248H23V249H26V250H32L35 252H39V251H42L48 246L50 245L51 243L54 244V246L57 245V243L53 242L56 240V242H60L61 244H66V243H70V244H74V245H80V246H83L84 245V242L82 241V239H74L72 231L74 230H71L69 229V231L65 230L64 228H46L44 227L47 223H48V220H49V217L51 215V210L52 208L54 207H57L59 209H61L59 204H56V203H61V202H64L65 201V197L66 199L70 202H73L75 200H79L81 199V196H80V192L84 191V188H83V184L79 185L78 187H76L73 192H71L66 185L70 186L72 184V182L70 183V181H76L77 183H80V181H78V176L76 175H70L68 174L70 172V166L67 165L66 163V159L69 157L71 158H77V157H81L83 159H85L84 157H86L83 153H85L86 151L87 152H95L100 149L102 147V143L94 138L92 140H88V137H87ZM168 133V131H167ZM172 133V132H171ZM209 133V132H208ZM90 134V133H89ZM158 134V133H157ZM247 134V133H246ZM27 135V134H26ZM71 135V134H70ZM155 135V134H154ZM161 135V133L159 134ZM175 135V134H174ZM223 135V137H222ZM251 135V134H250ZM264 135V133L262 134ZM152 136V134H151ZM158 136V135H157ZM163 136V135H162ZM204 138H205V135H203ZM248 136V135H247ZM246 136V137H247ZM83 137V141H84V145L88 147V149H85L84 147H79L78 145H74V142ZM102 137H104L102 135ZM127 137V136H126ZM170 137V136H169ZM174 137V136H172ZM229 137V138H228ZM249 137V136H248ZM202 138V137H201ZM207 138V137H206ZM214 138V137H212ZM228 138V139H227ZM253 138V136H252ZM100 139V138H99ZM112 139V138H111ZM110 139V141H111ZM117 139V138H116ZM210 139V137H209ZM261 139V138H260ZM98 140V141H97ZM167 140V139H166ZM244 140V139H243ZM246 140V139H245ZM252 140V139H251ZM66 141V140H65ZM65 141H60L61 144H63V142L65 143ZM108 141V140H107ZM159 141V140H158ZM247 141V140H246ZM245 141V142H246ZM249 141V140H248ZM253 141V140H252ZM251 141V142H252ZM257 141V140H256ZM106 142V141H105ZM249 142V143H251ZM254 143L252 145H256L257 146H262V145H258V143L255 144V141H253ZM66 143H68V140L66 141ZM109 143V142H108ZM157 143H161V142H157ZM168 144H165L164 146L165 147H169L171 145H173L175 142L171 141V142H167ZM201 143V142H200ZM247 143V142H246ZM264 143V142H263ZM43 144V143H41ZM54 144V143H53ZM106 144V143H104ZM154 144V143H153ZM162 144V143H161ZM160 144V145H161ZM177 144V143H176ZM175 144V145H176ZM202 144H204L202 142ZM206 144V143H205ZM238 144H241L238 142ZM17 145V144H16ZM45 145V144H43ZM55 145V144H54ZM66 145V144H65ZM68 145V144H67ZM230 145V146H229ZM234 145V144H233ZM232 145V146H233ZM40 146V144H39ZM47 146V144L45 145ZM64 146V145H63ZM62 146V147H63ZM105 146V145H104ZM103 146V147H104ZM215 146V145H214ZM238 146V145H237ZM8 147V150H6V148ZM41 147V146H40ZM202 147V146H200ZM213 147V146H212ZM235 147V146H234ZM240 147V145H239ZM249 147V146H248ZM16 148V147H15ZM50 148V146H49ZM161 148V147H160ZM181 148V147H180ZM216 148V147H215ZM242 148V147H241ZM262 148V147H261ZM23 149V147H22ZM45 149V148H44ZM59 149V148H58ZM105 149V148H104ZM165 148H163L164 150ZM172 149V148H171ZM176 149V148H175ZM174 149V150H175ZM179 149V148H178ZM177 149V150H178ZM207 149V148H206ZM214 149V148H213ZM250 150V148H247ZM253 149V148H252ZM257 149V148H256ZM66 150V149H65ZM167 150V149H166ZM107 151V150H106ZM212 151V150H211ZM210 151V153H211ZM216 150L214 149V152ZM261 150H258V152H260ZM11 152V153H10ZM53 152H56L55 155V158H53V156H50ZM66 152V151H65ZM76 152H81V156H76L75 153ZM108 152V151H107ZM178 152V151H177ZM213 152V153H214ZM220 152V151H218ZM248 152V151H247ZM253 152V151H252ZM257 152V151H256ZM169 153V152H168ZM204 153V152H203ZM74 154V155H73ZM91 154V153H90ZM172 154V153H171ZM175 154V152H174ZM212 154V153H211ZM249 154V153H248ZM254 154V153H253ZM49 155V156H48ZM72 155V156H71ZM94 155V153H93ZM180 155V154H179ZM197 155V154H196ZM195 155V156H196ZM213 155V154H212ZM91 156V155H90ZM207 156V155H206ZM209 156V155H208ZM222 156V155H221ZM258 156V155H257ZM147 157V158H146ZM201 157V156H200ZM203 157V156H202ZM205 157V156H204ZM260 157V155L258 156ZM263 157V156H262ZM92 158V157H91ZM100 158V157H99ZM122 158V157H121ZM197 158V157H195ZM207 158V157H205ZM210 158V157H209ZM217 158V157H216ZM251 158V157H250ZM142 159V161H141ZM214 159V157L212 158ZM255 159V157H254ZM69 160V158H68ZM72 160V159H71ZM70 160V161H71ZM89 160V159H88ZM120 160V159H119ZM144 160H146V162L149 163V165L147 166L146 165V169L144 167ZM182 161H184L183 159H181ZM194 160V159H193ZM202 160V159H201ZM200 160V161H201ZM204 160V159H203ZM210 160V159H208ZM220 160V159H218ZM74 161V160H73ZM76 161V160H75ZM97 161V160H96ZM114 161V160H113ZM116 161V160H115ZM123 161V160H122ZM181 161V162H182ZM198 161V160H197ZM196 161V162H197ZM252 161V160H251ZM259 163H260V158H259ZM11 162V163H12ZM88 162V161H87ZM91 162V161H90ZM145 162V163H146ZM155 163V165H153L152 163ZM188 162V161H187ZM185 162V163H187ZM192 162V161H191ZM202 162V161H201ZM200 162V163H201ZM23 163V162H21ZM117 163V162H116ZM183 163V162H182ZM181 163V164H182ZM189 163V162H188ZM199 163V164H200ZM218 163V162H217ZM216 163V164H217ZM237 163V164H236ZM71 164V163H70ZM76 164V163H75ZM132 164V163H131ZM137 164V163H136ZM184 164V163H183ZM190 164V163H189ZM198 164V163H197ZM73 164H71L72 166ZM80 165V164H79ZM207 165V164H206ZM219 165V163H218ZM249 165V164H248ZM78 166V165H77ZM114 166V164H113ZM122 166V165H121ZM134 166V165H133ZM193 166V165H192ZM196 166V165H194ZM202 166V165H201ZM253 166V165H252ZM75 167V166H74ZM97 167V166H96ZM132 167V166H131ZM205 167V166H204ZM246 167V166H245ZM245 167H241L239 168L236 172L234 173H231L229 174V178L226 182V184H223L225 185V188H226V192L225 194H227L225 197L227 198V200H223V199H220V198H215L213 197L212 200H210L211 202H207V203H204V202H199V201H202V199H206L205 197L199 195L196 191L198 190H193V191H189V190H185L182 186V183L178 186H174L173 187V184H169L168 187H166V190L167 192H169V195L168 197L163 200L162 202H159V203H148V202H142L141 204L139 205H136L135 207H132L131 209L129 210H126V211H120V212H116L114 215L108 217V218H105V219H96L93 223V226L89 227V224L87 225V227L85 228L84 224L82 225L83 230L81 231L83 233V235L80 236V238H83V237H93V238H101V237H104L106 239V241L109 243V245L112 243V236L114 235H117L119 233L122 232V230L124 229H128V230H131V229H135V226L138 224L140 225L141 223H144L146 222V219L149 217L151 218V216H154V212L155 210L157 209H161L163 211V208L165 207H169L171 204H172V201H170L169 199L172 197V199L174 198V202L175 203H179V201L182 199V196L187 193V195L189 194H192V196L194 198H198V203L196 205H198L200 207V213L197 214V215H194V217L192 219H186L187 221H192L194 222V226H195V231H194V235L192 236V239L190 241H188L187 244L185 245H180L177 246L178 248L175 249L171 244V242H169V247L167 248H170L172 250L171 254L167 256L168 259H173L176 261L175 264H264V215L262 216L261 213L264 214V205H260V208L258 209V203L260 200H262V197L259 198V196L257 194H255V192L253 191V189L255 187L258 188L257 186V181L251 177H247L246 178V170H245ZM23 168H27V167H23ZM113 168V167H112ZM124 168V167H123ZM210 168V167H209ZM74 169V168H73ZM72 169V170H73ZM251 169V168H250ZM22 170V168H21ZM83 168L82 171H81V174L82 173H86L87 171ZM215 170V169H214ZM76 171V169H75ZM189 171V170H188ZM192 171V170H191ZM212 171V170H211ZM216 171V170H215ZM73 172V171H72ZM100 172V171H99ZM121 172V171H120ZM119 172V173H120ZM140 172V173H141ZM214 172V171H213ZM71 173V172H70ZM80 173V172H79ZM89 173V171H88ZM177 173V174H176ZM205 173V172H204ZM212 173V172H211ZM218 173V172H217ZM222 173V172H221ZM252 173V172H251ZM260 173V172H259ZM253 174V173H252ZM84 175V174H83ZM139 175V174H138ZM151 175V174H150ZM173 175V174H172ZM217 175V174H216ZM140 176V175H139ZM149 176V175H148ZM215 176V175H214ZM218 176V175H217ZM227 176V175H226ZM255 176V175H254ZM253 176V177H254ZM90 177V175H89ZM102 177V176H101ZM181 176L179 175L178 176V180ZM203 177V176H202ZM192 178V177H191ZM201 178V177H200ZM206 178V176H205ZM220 178V177H219ZM193 179V178H192ZM226 179V178H225ZM4 180V179H3ZM15 180V179H14ZM111 180V179H110ZM115 180V179H114ZM185 180V179H184ZM208 180V179H207ZM2 181V180H1ZM8 181V180H6ZM10 181V180H9ZM154 181V180H153ZM157 181V180H156ZM154 181V182H156ZM259 181V180H258ZM16 182V180H15ZM118 182V181H117ZM160 182V181H159ZM179 182V181H178ZM193 182V181H192ZM222 182V181H221ZM220 182V183H221ZM238 183L239 185H236L235 188H229L228 187V184L229 183ZM5 183V182H4ZM209 183V182H207ZM13 184V183H12ZM75 184V183H74ZM97 184V182H96ZM138 184V183H137ZM136 184V186H138ZM141 183H139V186H140ZM219 184V183H218ZM217 184V185H218ZM3 185H6V184H3ZM159 185V184H157ZM200 185V184H199ZM202 185V184H201ZM200 185V186H201ZM2 186V185H1ZM13 186V185H12ZM50 186V185H49ZM66 186V187H65ZM186 186V185H185ZM203 186V185H202ZM210 186V185H209ZM214 186V185H213ZM233 186V185H232ZM71 188H74L72 187V185L70 186ZM141 187V186H140ZM205 187V186H204ZM224 187V186H222ZM3 188V186H2ZM70 188V189H71ZM45 189V188H44ZM142 189V188H141ZM200 189V188H199ZM203 189V188H201ZM52 190V191H53ZM204 190V189H203ZM202 190V191H203ZM48 191V190H47ZM259 191V190H258ZM142 192V191H141ZM222 189L221 187L220 188H210L208 190H204L202 192V195H214L216 193H220V194H223L222 193ZM53 193V192H52ZM260 193V191H259ZM219 194V195H220ZM224 194V195H225ZM44 195V194H43ZM186 195V194H185ZM186 195V196H187ZM184 196V197H186ZM217 196V195H216ZM261 196V195H260ZM117 197V196H115ZM222 197V196H221ZM118 198V197H117ZM187 199H190V196H187L186 197ZM185 198V199H186ZM184 199V198H183ZM208 199V198H207ZM195 200V199H193ZM218 201V202H214V201ZM220 201V202H219ZM113 203V202H112ZM116 204V203H115ZM190 204V203H189ZM195 205V204H194ZM195 205V206H196ZM71 206V205H70ZM192 206V205H190ZM208 206H213L214 208L210 211L208 209ZM116 207H117V204H116ZM123 207V205H122ZM189 207V205H188ZM257 207V210L256 212L257 213H254L252 214V221L250 220V217L247 215V213H250L249 212V208L250 210L253 209L255 210ZM120 208V206H119ZM166 209V208H165ZM208 209V210H207ZM175 210V209H174ZM172 210V211H174ZM181 210V209H180ZM69 211V209H68ZM176 211V210H175ZM189 211H190V207H189ZM56 212V211H55ZM193 212V211H191ZM71 213V212H70ZM180 213V212H179ZM189 213V212H188ZM252 213V211H251ZM184 214V213H183ZM193 214V213H192ZM191 214V215H192ZM213 215L215 216V218L211 219V222H215L213 224V226H215L218 222H221L222 223V228L218 226L214 227V228H211V225L209 223V220L204 218V216H207V215ZM55 215V213H54ZM260 215V217L258 218H255L256 216ZM58 217V216H57ZM72 217V216H71ZM187 218V216H185ZM184 218V217H183ZM255 218V219H254ZM147 219V220H148ZM50 222V221H49ZM88 222V221H87ZM118 222H122V223H118ZM189 223V222H188ZM184 225V224H183ZM185 226V225H184ZM183 226V227H184ZM55 227V226H54ZM58 227V226H57ZM72 227V226H71ZM113 227H115L116 229V233H114V229ZM187 227V226H186ZM17 228L19 230V234H15L14 233V229ZM78 228V227H77ZM212 229V231H211ZM79 230V229H78ZM127 230V231H128ZM180 230V229H179ZM119 231V232H118ZM121 231V232H120ZM181 231H183L181 229ZM185 231V230H184ZM193 231V230H192ZM80 232V230H79ZM78 232V233H79ZM141 232V231H140ZM221 233L219 235V233ZM143 233V232H142ZM218 233V234H216ZM181 234V233H180ZM216 234V235H215ZM174 235V234H173ZM176 236V235H175ZM187 236V235H186ZM184 237V236H183ZM190 237V236H189ZM173 238V237H171ZM168 240V238H167ZM173 240V239H172ZM178 243V239L176 240ZM167 245V243H166ZM176 245V244H175ZM115 250H121V251H128L129 249L126 248V246L124 244H122L119 239H117V241H115ZM181 246V247H180ZM102 247H104L102 245ZM110 249V248H109ZM258 249H261L262 252H258ZM105 252H103L105 255H108L110 254V251L108 250H105ZM112 252V251H111ZM118 254V253H117ZM168 254V253H167ZM13 259V258H12ZM34 259V258H33ZM124 259V258H123ZM129 258L125 259V260H122V259H114L113 260L111 258H108L107 259V263L106 264H144V263H141V262H138V261H134L135 259L133 260H128ZM45 260V259H44ZM50 260V259H49ZM30 261H33V260H30ZM96 262V261H95ZM98 262V260H97Z\"/></svg>","mask_w":264,"mask_h":264},{"label":"water","instance_id":"obj_3","mask_svg":"<svg viewBox=\"0 0 264 264\" xmlns=\"http://www.w3.org/2000/svg\"><path fill=\"white\" fill-rule=\"evenodd\" d=\"M214 26H217V24H214Z\"/></svg>","mask_w":264,"mask_h":264}]
</instances>
